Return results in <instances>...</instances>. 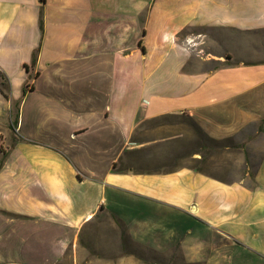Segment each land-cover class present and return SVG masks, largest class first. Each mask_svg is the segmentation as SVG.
<instances>
[{"label": "crops", "instance_id": "0c3cea01", "mask_svg": "<svg viewBox=\"0 0 264 264\" xmlns=\"http://www.w3.org/2000/svg\"><path fill=\"white\" fill-rule=\"evenodd\" d=\"M0 73V264L159 239L188 264H264V0H0ZM169 114L230 140L240 175L140 170L180 135L133 136Z\"/></svg>", "mask_w": 264, "mask_h": 264}, {"label": "rangeland", "instance_id": "374dc122", "mask_svg": "<svg viewBox=\"0 0 264 264\" xmlns=\"http://www.w3.org/2000/svg\"><path fill=\"white\" fill-rule=\"evenodd\" d=\"M157 131H160L161 135L168 134L169 136H180L178 138H173L174 142H171L172 144L167 143L168 145L163 147L167 150V153L165 152L161 155V158L164 155L163 160H157L160 162L159 164L147 163L144 164L143 167L140 166L138 168L158 169L160 168L159 166L161 163L162 165L165 164L167 166L166 170H170L176 166L196 165L204 172L221 176L223 178L240 175L243 170V155L241 153H225L223 151H217V148L213 143L206 140L197 132L191 119L183 115H164L156 119L148 120L139 127L133 138L146 140L155 136ZM230 143L231 142H229V144ZM153 153L154 154L146 152L144 155L147 157L156 155V152ZM165 155L167 157H165ZM4 156L6 158V151ZM201 156L203 159H201ZM125 242L126 241H123V243ZM158 243L159 245H162L158 250L163 254L153 253L152 256H148L141 248L132 249L123 246L121 250L117 248L113 249L111 247L106 248V254L98 256L100 261L105 260L104 264H188V262H183L175 251L172 252V248H167V245L170 242H167L164 239H159ZM205 255V262L202 264H237L240 262V259L238 258L241 256L239 254L234 255V257L229 255L231 256L230 259H218L215 262H212V259L214 258L210 257V255H213V251L211 252L210 248L205 249Z\"/></svg>", "mask_w": 264, "mask_h": 264}, {"label": "trees", "instance_id": "16d2710c", "mask_svg": "<svg viewBox=\"0 0 264 264\" xmlns=\"http://www.w3.org/2000/svg\"><path fill=\"white\" fill-rule=\"evenodd\" d=\"M41 23V26H42V20L40 21ZM37 53H38V49L33 53V57H32V65L35 64L36 62V58H37ZM26 68H28L26 66ZM0 92L3 94V96L6 98V99H9L10 98V86H9V81H8V78L3 74V73H0ZM165 116H173V114H169V115H165ZM158 118V117H157ZM156 119V118H154ZM193 122V125L195 126V129L197 130V132L202 136L204 137L206 140L210 141L211 143H213L216 148H217V151H224L226 148H228L230 146L229 144V141L230 140H215V139H212L210 137H208L196 124L193 120H191ZM201 159H203V157L201 156ZM200 162V161H199ZM192 168H195L197 170H201L199 169L196 165L195 166H191ZM129 168V165L128 167H122L120 170H127ZM140 169V168H139ZM150 168H141L140 170H149ZM155 169V168H154ZM156 170V169H155ZM202 171V170H201ZM124 233V231H123Z\"/></svg>", "mask_w": 264, "mask_h": 264}]
</instances>
